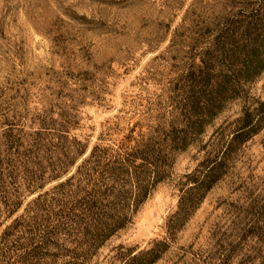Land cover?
I'll return each mask as SVG.
<instances>
[{
	"label": "rangeland",
	"instance_id": "obj_1",
	"mask_svg": "<svg viewBox=\"0 0 264 264\" xmlns=\"http://www.w3.org/2000/svg\"><path fill=\"white\" fill-rule=\"evenodd\" d=\"M226 2L0 0V139L11 128H39L36 117L41 112L57 119L70 106L78 121L70 140L77 137L87 143L88 151L97 143H119L136 122L153 123L171 108L167 87L180 71L178 50L188 49L183 41L190 33L184 31L224 13ZM175 38L179 44L170 47ZM249 90L264 100V75L249 84ZM241 109V100L232 103L209 128L206 140L219 126L234 121ZM140 129L137 126L134 135ZM59 142L55 137L46 145L36 159L39 163L13 165V172L0 183V236L37 195L27 188L29 171L61 157L66 148ZM204 155L196 147L179 155L172 179L158 186L133 223L112 237L92 264H122L129 252L160 240L168 248L152 264H220L226 257L230 261L224 264L251 258L255 260L249 264H261L264 243L251 236L240 241V235L253 225L264 228V128L237 151L228 173L184 226L175 235L169 233L180 182L186 180L183 175L193 171ZM57 182L46 179L44 190ZM13 195L23 203L10 218L3 209Z\"/></svg>",
	"mask_w": 264,
	"mask_h": 264
},
{
	"label": "trees",
	"instance_id": "obj_2",
	"mask_svg": "<svg viewBox=\"0 0 264 264\" xmlns=\"http://www.w3.org/2000/svg\"><path fill=\"white\" fill-rule=\"evenodd\" d=\"M224 10L184 31L190 33L183 41L188 49L178 50L180 71L167 87L171 108L153 123L136 122L119 143H97L88 151L87 143L70 140L78 122L70 110L74 106L63 108L57 119L41 112L36 117L39 128H11L0 139V183L13 165L39 163L38 154L55 137L66 148L47 167L29 169L27 188L37 195L3 230L0 264H92L106 243L133 223L158 186L172 179L179 155L196 147L205 155L183 175L186 180L180 182L178 209L168 220V231L175 235L184 226L228 173L237 151L264 128V100L249 90V84L264 75V0H227ZM178 44L175 38L170 47ZM237 100L242 101L238 117L206 140L209 128ZM137 126L142 129L134 135ZM226 130L231 131L226 135ZM71 167L75 169L69 172ZM46 179L59 182L44 190ZM22 203L13 195L3 211L11 218ZM250 236L264 243V228L245 229L240 241ZM167 248V242L156 241L150 248L129 252L122 264H152ZM229 261L226 257L220 264Z\"/></svg>",
	"mask_w": 264,
	"mask_h": 264
}]
</instances>
